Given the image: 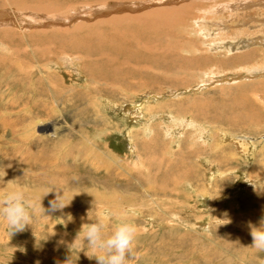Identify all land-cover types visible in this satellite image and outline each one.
Masks as SVG:
<instances>
[{"label":"rangeland","instance_id":"1","mask_svg":"<svg viewBox=\"0 0 264 264\" xmlns=\"http://www.w3.org/2000/svg\"><path fill=\"white\" fill-rule=\"evenodd\" d=\"M173 1L0 0V184L70 203L0 217V264H97L70 245L100 214L137 224L126 264H264V0Z\"/></svg>","mask_w":264,"mask_h":264},{"label":"clouds","instance_id":"2","mask_svg":"<svg viewBox=\"0 0 264 264\" xmlns=\"http://www.w3.org/2000/svg\"><path fill=\"white\" fill-rule=\"evenodd\" d=\"M16 179L8 181V191L0 199V217L6 220L11 235L23 232L32 225L33 218L46 213L42 206V199L50 192H56L54 200L50 201V211L62 210L70 203H65L67 192L63 188L45 190L40 195L25 183H14ZM63 190V195H60ZM91 194V193H90ZM71 202V201H70ZM251 227L253 244L250 246L258 251H264V218L259 226ZM109 228V217L100 214L95 222L84 224L71 243V249L86 250L87 247L97 250L95 259L97 264H126L128 257L132 254L138 226L130 217H121L118 222ZM84 233L81 237V233ZM86 242V244H85ZM78 258L70 251L63 264H77Z\"/></svg>","mask_w":264,"mask_h":264},{"label":"bare ground","instance_id":"3","mask_svg":"<svg viewBox=\"0 0 264 264\" xmlns=\"http://www.w3.org/2000/svg\"><path fill=\"white\" fill-rule=\"evenodd\" d=\"M172 1V3L174 2L173 0H171ZM177 1V0H176ZM180 2V0H178L177 2H175V3H179ZM166 3H167V1H166ZM167 4H170V2L169 3H167ZM192 4H194V3H192ZM157 5V4H156ZM174 5H176V4H174ZM158 6V5H157ZM162 6V5H161ZM173 6V5H172ZM155 7V6H154ZM171 8V7H170ZM182 8H186V7H182ZM153 10H155V12H157V10L158 9H153ZM168 9H165V11L166 12H168L169 13V11H167ZM152 11V10H151ZM171 12V11H170ZM67 14V13H66ZM149 14H151V13H149ZM35 15V14H34ZM69 15V14H68ZM68 15H62V16H60V15H54V16H46V17H44V15L41 17V16H39L40 18V20L42 21V23L44 22L43 20H47L48 18H51V19H53V20H61V19H63V20H65L66 19V21L68 20V21H70L72 18H74V16H68ZM19 18V17H18ZM75 18H77V17H75ZM50 19V20H51ZM4 20V19H3ZM33 20V19H32ZM52 20V21H53ZM1 21H2V18H1V20H0V23H1ZM30 21H31V18H30ZM112 21V20H111ZM26 22H28V21H26ZM35 22H37V21H35ZM54 22V21H53ZM56 22V21H55ZM166 22V21H165ZM41 23V24H42ZM47 23H49V22H47ZM46 23V24H47ZM1 24H3V22L1 23ZM45 24V25H46ZM65 26V25H64ZM4 27V26H3ZM22 31L24 30V29H26L24 26H22V27H19ZM98 43V42H97ZM102 44V43H101ZM111 44V47L110 48H112V49H115V48H117V45H116V47H112V44L113 43H110ZM168 45V44H167ZM109 46V45H108ZM107 46V47H108ZM102 48V47H101ZM106 48V47H105ZM109 48V47H108ZM145 49V48H144ZM89 50V49H88ZM103 50V49H102ZM101 50V51H102ZM89 52H91V50H89ZM150 52V51H149ZM87 53V52H86ZM159 54V53H158ZM29 73V72H28ZM27 73V74H28ZM105 79H107L108 80V78H105ZM235 81H236V79H235ZM20 92V91H19ZM39 91H36V92H34V94L36 95L37 93H38ZM32 98V97H31ZM250 116V115H249ZM28 117V116H27ZM23 118V117H22ZM22 120V119H21ZM12 122V121H11ZM10 122V123H11ZM13 123V122H12ZM3 125V124H2ZM12 125V124H11ZM55 125V124H54ZM0 127H1V124H0ZM2 128V127H1ZM49 128H54V126H49L48 127V129ZM47 129V130H48ZM58 129V128H57ZM57 129L56 128H54L53 130L57 133L58 131H57ZM49 135V134H48ZM48 139V138H47ZM87 139V138H86ZM88 141V140H87ZM90 142V141H89ZM87 143V142H86ZM58 146V145H57ZM73 148L74 147H76V145H73L72 146ZM86 147H87V145H86ZM91 147V146H90ZM88 148V147H87ZM16 149H19V148H15V151H16ZM28 149H31V147L30 148H28ZM12 150H14L13 149V147L11 148V150H9V151H12ZM45 150V149H44ZM33 150L31 149V151L29 152V160H30V162L34 165V166H36V165H41V163H43L44 165H51V164H59L58 163V160L57 161H55V162H53V163H44V158H45V154L43 153V152H39V153H37V152H32ZM93 152L95 153V151H93L92 150V147L90 148V153L91 154H93ZM28 154V153H27ZM95 154H97V153H95ZM98 157V160H100V161H102V155H100V154H97L96 155V158ZM27 159V158H26ZM31 159H32V161H31ZM62 161V160H61ZM60 162V161H59ZM103 162V161H102ZM42 164V165H43ZM41 165V166H42ZM52 166V165H51ZM59 166V165H58ZM39 167V166H38ZM58 183V182H57ZM7 186V187H6ZM4 185L3 183H1L0 184V188H8L9 189V187L10 186H8V185ZM36 192V194H37V191H35ZM83 192V191H82ZM89 193V194H88ZM91 192H90V190H88V191H86L85 192V194L82 196V197H84L85 199H86V201H87V199H93V198H96V196H95V194H90ZM75 196H79L80 194L79 193H75L74 194ZM99 195V194H98ZM104 198H105V200L107 199V197L104 195ZM99 199V198H98ZM104 200V199H103ZM77 201V200H76ZM101 201V200H100ZM81 202V201H80ZM87 203V202H86ZM89 205V204H88ZM217 215V214H216ZM248 222H249V224H253L254 223V220L252 219V218H249L248 219ZM245 231V230H244ZM244 231H242V233H241V237H240V239H244V234H243V232ZM247 232V231H246ZM247 234V233H246ZM221 240V239H220ZM229 242H227L228 243V245H231V244H233L232 243V240H231V238L229 237L228 239H227ZM231 241V242H230ZM236 241V240H235ZM227 243H225V244H227ZM250 242H248L247 243V245H246V248H248L247 250V252L246 253H242L243 255L241 256V257H244L243 258V260L246 258L245 256H246V254L247 253H250V254H252V253H255L256 251V249H254V248H252V247H250L251 245L249 244ZM248 246V247H247ZM229 247H231V246H229ZM206 254V253H205ZM239 254V253H238ZM237 255V254H236ZM240 255V254H239ZM207 256V255H206ZM253 256V255H252ZM251 256V257H252ZM248 257V256H247ZM239 259V258H238ZM230 260V259H229ZM248 260H250V259H248ZM263 261V260H262ZM231 262V261H230ZM230 262H228L229 264H235V263H230ZM258 262V261H257ZM260 263V262H259Z\"/></svg>","mask_w":264,"mask_h":264}]
</instances>
